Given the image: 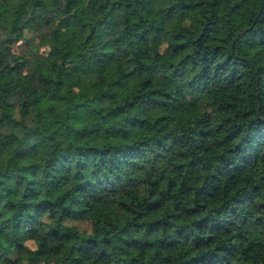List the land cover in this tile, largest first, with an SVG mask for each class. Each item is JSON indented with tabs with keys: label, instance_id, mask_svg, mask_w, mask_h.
<instances>
[{
	"label": "trees",
	"instance_id": "1",
	"mask_svg": "<svg viewBox=\"0 0 264 264\" xmlns=\"http://www.w3.org/2000/svg\"><path fill=\"white\" fill-rule=\"evenodd\" d=\"M0 264H264V0H0Z\"/></svg>",
	"mask_w": 264,
	"mask_h": 264
},
{
	"label": "rangeland",
	"instance_id": "2",
	"mask_svg": "<svg viewBox=\"0 0 264 264\" xmlns=\"http://www.w3.org/2000/svg\"><path fill=\"white\" fill-rule=\"evenodd\" d=\"M28 34L26 33V36ZM25 47H23V44H22V41H18L17 43H15L14 47H13V50L15 52H19L21 51V49H24ZM79 229H84L87 227V224L83 221H75L73 222ZM25 244L28 246V247H33V243L31 241H26Z\"/></svg>",
	"mask_w": 264,
	"mask_h": 264
}]
</instances>
